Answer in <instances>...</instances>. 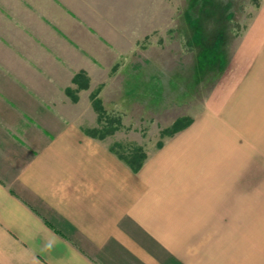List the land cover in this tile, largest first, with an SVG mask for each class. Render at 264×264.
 I'll return each mask as SVG.
<instances>
[{
	"label": "crops",
	"instance_id": "0c3cea01",
	"mask_svg": "<svg viewBox=\"0 0 264 264\" xmlns=\"http://www.w3.org/2000/svg\"><path fill=\"white\" fill-rule=\"evenodd\" d=\"M250 41L223 102L138 172L80 125L21 139L0 121V264H264V33Z\"/></svg>",
	"mask_w": 264,
	"mask_h": 264
},
{
	"label": "rangeland",
	"instance_id": "374dc122",
	"mask_svg": "<svg viewBox=\"0 0 264 264\" xmlns=\"http://www.w3.org/2000/svg\"><path fill=\"white\" fill-rule=\"evenodd\" d=\"M264 0H0V121L149 157L250 62ZM258 45H260L258 43ZM257 45V46H258ZM142 158V159H143Z\"/></svg>",
	"mask_w": 264,
	"mask_h": 264
},
{
	"label": "trees",
	"instance_id": "16d2710c",
	"mask_svg": "<svg viewBox=\"0 0 264 264\" xmlns=\"http://www.w3.org/2000/svg\"><path fill=\"white\" fill-rule=\"evenodd\" d=\"M193 122V119L185 126L183 127L181 130L187 128L189 125H191V123ZM181 130H178L176 133L180 132ZM164 144H162L159 148H161ZM123 161H125L130 167L131 169L134 171V172H138L142 169V167L144 166L145 162L147 161V159L149 157L147 156H144V158L142 159L141 158V161H133V162H129L125 157H120Z\"/></svg>",
	"mask_w": 264,
	"mask_h": 264
}]
</instances>
